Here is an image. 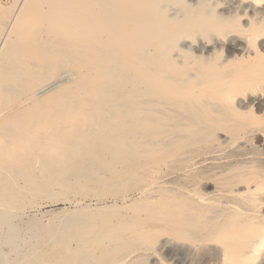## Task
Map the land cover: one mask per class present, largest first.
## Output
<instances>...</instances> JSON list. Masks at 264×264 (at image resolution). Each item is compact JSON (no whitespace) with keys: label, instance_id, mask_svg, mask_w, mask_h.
I'll return each mask as SVG.
<instances>
[{"label":"bare ground","instance_id":"6f19581e","mask_svg":"<svg viewBox=\"0 0 264 264\" xmlns=\"http://www.w3.org/2000/svg\"><path fill=\"white\" fill-rule=\"evenodd\" d=\"M263 40L264 0H0V264H264ZM56 181L137 196L44 233Z\"/></svg>","mask_w":264,"mask_h":264},{"label":"rangeland","instance_id":"374dc122","mask_svg":"<svg viewBox=\"0 0 264 264\" xmlns=\"http://www.w3.org/2000/svg\"><path fill=\"white\" fill-rule=\"evenodd\" d=\"M4 4V0H2ZM6 3V1H5ZM237 40H240V38H237ZM264 41V40H263ZM204 42V41H203ZM202 42V44H204ZM206 43V42H205ZM213 44V43H212ZM211 44V45H212ZM205 45L208 46L206 43ZM68 77V76H67ZM56 81L48 84L43 89H41L38 93L39 95H42L44 92H46L50 87L55 84ZM46 90V91H45ZM245 103L247 101H244ZM245 143V141H242L240 144L242 145ZM244 146L247 144H243ZM260 149L264 150V142L261 143ZM219 155V154H218ZM215 154L214 156H218ZM212 156V157H214ZM261 159H264V157H259ZM210 163H219V162H207L206 164ZM61 185L58 181L53 182L50 186V189L48 191L44 190L41 192V194L33 199L31 202H29L25 207L24 210L19 212V218L24 220L25 222H30L32 220H41V228L46 233V231L51 227L50 222L51 220L54 221V218L56 216H62V215H70V213L78 212L81 207L91 206V210L106 208L108 206H112L114 204H117L119 206H122L123 204L130 203L131 200L136 198V194L130 195V197L127 198L126 201H123L120 197H113V196H101L98 194L88 193L86 195H76L77 189L74 185ZM129 199V200H128ZM31 234H25L24 238L26 241H30ZM34 241V239L31 240V242ZM29 242V243H31ZM47 248H50L49 245H46ZM45 247V248H46ZM26 250V247L24 248ZM166 251V250H164ZM153 258L157 261H160L159 257L153 254Z\"/></svg>","mask_w":264,"mask_h":264}]
</instances>
